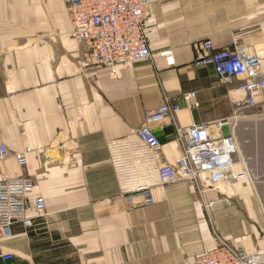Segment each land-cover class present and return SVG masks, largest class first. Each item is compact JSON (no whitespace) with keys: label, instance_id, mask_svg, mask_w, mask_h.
I'll use <instances>...</instances> for the list:
<instances>
[{"label":"crops","instance_id":"obj_1","mask_svg":"<svg viewBox=\"0 0 264 264\" xmlns=\"http://www.w3.org/2000/svg\"><path fill=\"white\" fill-rule=\"evenodd\" d=\"M146 35L152 60L113 75L84 65L61 0H0V144L8 148L0 180L31 176L47 205L33 227L0 235V264H190L221 241L264 250V113L236 114L232 84L195 64L205 39L215 51L235 41L263 46L264 0H160ZM170 49L173 66L161 56ZM186 93L198 106L183 108L177 125L227 122L217 135H235L255 177L219 190L166 183L154 188L155 205L131 207L109 143ZM155 131L162 158L174 163L184 150L176 127Z\"/></svg>","mask_w":264,"mask_h":264},{"label":"built area","instance_id":"obj_2","mask_svg":"<svg viewBox=\"0 0 264 264\" xmlns=\"http://www.w3.org/2000/svg\"><path fill=\"white\" fill-rule=\"evenodd\" d=\"M72 24V36L83 47L82 61L86 67L107 68L116 75L119 65L152 60L153 52L146 35L151 7L160 0H61ZM199 57L195 64L214 68L223 84H232L229 91L236 114L246 109L264 107V50L241 45L219 51L211 39L197 44ZM168 65H175L173 50L163 51ZM192 94L177 99L166 98L156 110L144 116V125L129 137L109 143L112 162L131 207L153 206L154 188L158 185L186 182L202 190H214L238 176L239 147L235 135H217L227 122L194 124L179 127L180 111L193 109ZM173 125L177 139L183 144L182 156L174 163L162 158L163 145L155 127ZM214 127V131L212 130ZM8 157V148L0 144V163ZM25 165L24 153L16 155ZM34 180L21 175L0 180V235L10 237L15 227L27 230L34 226L36 216L46 213L44 197L35 195ZM4 261L13 258L1 254ZM190 264H264V250L242 248L221 241L199 255Z\"/></svg>","mask_w":264,"mask_h":264},{"label":"rangeland","instance_id":"obj_3","mask_svg":"<svg viewBox=\"0 0 264 264\" xmlns=\"http://www.w3.org/2000/svg\"><path fill=\"white\" fill-rule=\"evenodd\" d=\"M239 42V41H238ZM240 43V42H239ZM241 44V43H240ZM243 45V44H241ZM246 46V45H244ZM248 47H251V46H248ZM253 48V47H251ZM253 49H258V50H264V45L261 46V47H257V48H253ZM259 114H262L264 113V107L259 109L258 110ZM238 161L240 163L239 166H237V169L239 172L243 173L244 175L242 176H238L236 179H233L231 182H234V181H237V180H240L241 178H248V179H252L255 177V173L254 171L251 169V165H250V162H249V159L243 155L240 151H239V155H238ZM223 185H220L219 188L217 189H214V190H219L221 189ZM121 192V191H120ZM121 197L123 198V200L126 202V194H123L121 192ZM127 203V202H126ZM128 204V203H127ZM129 205V204H128ZM210 206V205H209Z\"/></svg>","mask_w":264,"mask_h":264}]
</instances>
